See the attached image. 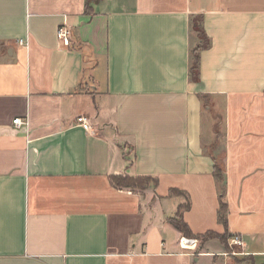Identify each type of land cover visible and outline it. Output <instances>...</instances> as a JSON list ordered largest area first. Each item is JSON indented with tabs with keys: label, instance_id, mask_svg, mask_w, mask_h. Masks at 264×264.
I'll return each instance as SVG.
<instances>
[{
	"label": "crops",
	"instance_id": "crops-1",
	"mask_svg": "<svg viewBox=\"0 0 264 264\" xmlns=\"http://www.w3.org/2000/svg\"><path fill=\"white\" fill-rule=\"evenodd\" d=\"M216 164L239 250L182 246L168 220L189 199L193 232H225ZM238 251L264 264V0H0V264H247Z\"/></svg>",
	"mask_w": 264,
	"mask_h": 264
},
{
	"label": "trees",
	"instance_id": "trees-1",
	"mask_svg": "<svg viewBox=\"0 0 264 264\" xmlns=\"http://www.w3.org/2000/svg\"><path fill=\"white\" fill-rule=\"evenodd\" d=\"M195 26V28H194ZM193 27V34H198V36L202 39H205V44H198L193 46L192 48V65H191V71L194 78L197 80L199 79L200 74V57H201V50L208 47L210 45V39L207 36L204 25L202 22L201 17H195L193 19L192 23ZM214 175L216 177V180L218 182L219 186V194H220V207H219V220L225 225L226 230L224 233L220 234L214 230H209L205 233H195L192 231L190 225L184 218V210L190 207L189 199H187L186 203L180 204L176 214L168 217V220L176 227L178 228L184 235L188 237H196L201 240V242H205L207 239L212 237H219L229 248L228 246V238L231 235L228 231V210L229 205L226 198V176L224 173L223 168L216 164L214 167ZM112 179L114 183L119 187H130L132 189H145L147 188L151 183L156 184L158 182L156 177H153L151 175H130V174H115L112 175ZM182 193L181 189L178 188H171L170 194L172 193ZM249 262L247 264H257L253 257L250 255L247 257Z\"/></svg>",
	"mask_w": 264,
	"mask_h": 264
},
{
	"label": "built area",
	"instance_id": "built-area-1",
	"mask_svg": "<svg viewBox=\"0 0 264 264\" xmlns=\"http://www.w3.org/2000/svg\"><path fill=\"white\" fill-rule=\"evenodd\" d=\"M57 35L58 38L60 39V41H62L63 44L65 45H70L72 42V29L71 27L68 25V23L66 21H63L57 30ZM20 43L26 44L27 41H25V39L21 38L19 39ZM78 121L83 125V127L85 129H91V123L89 118L86 115H79L77 117ZM14 122L18 125H22V124H29V120L26 118H22V117H16L14 119ZM198 238L196 237H188V236H183L181 238V244L182 246L185 245H197L198 242ZM243 243V239L239 234H235L232 235L229 239V244L230 245H241Z\"/></svg>",
	"mask_w": 264,
	"mask_h": 264
},
{
	"label": "rangeland",
	"instance_id": "rangeland-1",
	"mask_svg": "<svg viewBox=\"0 0 264 264\" xmlns=\"http://www.w3.org/2000/svg\"><path fill=\"white\" fill-rule=\"evenodd\" d=\"M194 28H195V26H194ZM205 44L206 43V41H205V39H201L199 36H198V34H196L195 35V33H194V46L195 45H198V44ZM184 236H186V235H184ZM228 246H229V248L230 249H236V250H239V248H240V245H233L234 247H232L231 245H229V243H228ZM233 256L235 257V259L236 260H245V263H248L249 262V260H247L248 258V256L249 255H246V254H241L240 253V251H238L237 253H235V254H233Z\"/></svg>",
	"mask_w": 264,
	"mask_h": 264
},
{
	"label": "bare ground",
	"instance_id": "bare-ground-1",
	"mask_svg": "<svg viewBox=\"0 0 264 264\" xmlns=\"http://www.w3.org/2000/svg\"><path fill=\"white\" fill-rule=\"evenodd\" d=\"M189 247V246H188ZM191 247V246H190Z\"/></svg>",
	"mask_w": 264,
	"mask_h": 264
}]
</instances>
